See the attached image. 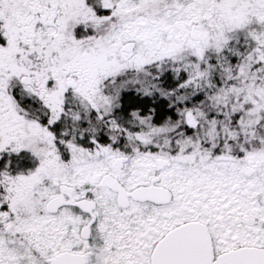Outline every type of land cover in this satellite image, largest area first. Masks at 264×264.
<instances>
[{
  "label": "snow or ice",
  "instance_id": "obj_1",
  "mask_svg": "<svg viewBox=\"0 0 264 264\" xmlns=\"http://www.w3.org/2000/svg\"><path fill=\"white\" fill-rule=\"evenodd\" d=\"M0 264H264V0H0Z\"/></svg>",
  "mask_w": 264,
  "mask_h": 264
}]
</instances>
